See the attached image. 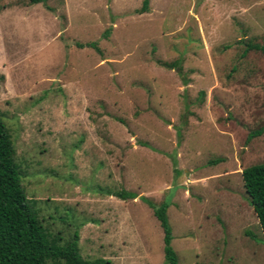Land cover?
Wrapping results in <instances>:
<instances>
[{
	"label": "rangeland",
	"instance_id": "rangeland-1",
	"mask_svg": "<svg viewBox=\"0 0 264 264\" xmlns=\"http://www.w3.org/2000/svg\"><path fill=\"white\" fill-rule=\"evenodd\" d=\"M141 6L0 0V111L25 193L85 258L164 263L145 196L169 203L177 264H264L241 176L264 162V132L247 140L264 123V54L249 47L264 0Z\"/></svg>",
	"mask_w": 264,
	"mask_h": 264
},
{
	"label": "trees",
	"instance_id": "trees-1",
	"mask_svg": "<svg viewBox=\"0 0 264 264\" xmlns=\"http://www.w3.org/2000/svg\"><path fill=\"white\" fill-rule=\"evenodd\" d=\"M46 0H29L31 4L45 3ZM149 0H142L138 12L148 9ZM83 46L82 44H78ZM88 46L96 47L89 42ZM264 54V36L259 43L249 44ZM181 69L179 61L165 64ZM264 123L251 130L247 140L261 135ZM243 185L250 205L256 214L264 237V162L244 167L241 171ZM119 198H135L134 192L118 190L113 193ZM152 209L163 231V264H177V254L171 245L172 232L168 222L169 203L159 204L141 196ZM0 264H112L104 257L85 258L82 256L75 234L63 241L58 233H52L38 217L37 209L27 197L20 181V170L15 161V149L2 121L0 111Z\"/></svg>",
	"mask_w": 264,
	"mask_h": 264
}]
</instances>
